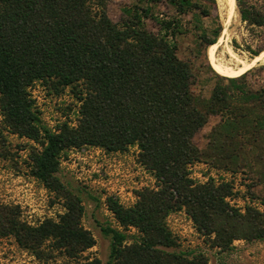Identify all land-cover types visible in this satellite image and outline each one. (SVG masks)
<instances>
[{"label": "trees", "instance_id": "16d2710c", "mask_svg": "<svg viewBox=\"0 0 264 264\" xmlns=\"http://www.w3.org/2000/svg\"><path fill=\"white\" fill-rule=\"evenodd\" d=\"M107 2L0 0L2 121L39 146L30 150L28 171L64 199L57 219L37 224L23 220L19 206L0 202V238L12 237L39 264H101L98 257L83 254L95 239L81 223V199L56 176L64 152L85 145L105 152L136 146L139 163L155 179L153 186L137 190L130 206L106 196L121 227H101L111 238L109 264H207L203 251L180 250L167 225V216L180 209L220 250L235 239L264 238V209L230 205L231 182L212 177L198 182L189 170L204 160L229 172L264 176V85L253 86L250 80L254 72L263 74L264 66L235 77L212 68L217 79L210 95L201 97L191 88L189 63L177 55L171 22L152 16L151 6L124 7L121 21L114 22ZM169 2L179 14L195 7L192 0ZM151 16L162 33L146 27L143 18ZM241 17L260 21L243 11ZM215 22L207 45L221 33L218 15ZM36 81L54 93L70 89L79 102L75 124L62 121L51 130L43 123L29 91ZM210 116L219 121L200 149L193 137ZM131 227L137 234L128 233Z\"/></svg>", "mask_w": 264, "mask_h": 264}, {"label": "rangeland", "instance_id": "374dc122", "mask_svg": "<svg viewBox=\"0 0 264 264\" xmlns=\"http://www.w3.org/2000/svg\"><path fill=\"white\" fill-rule=\"evenodd\" d=\"M192 1L195 7L179 14L169 0H108L107 13L112 21L119 23L124 7L151 6L152 16L171 22L175 28L177 55L187 61L191 68V88L195 94L207 98L217 79L207 51L211 45H207V41L212 38V30L216 26V15L222 24L221 33L214 42L217 43L216 58L223 63L235 65L231 53L239 58H251L255 52L264 49V0H235L236 13L227 24L223 23L222 1L215 0L216 8H213L212 0ZM208 8L211 10L209 16L201 11ZM241 11L250 15V18L260 20L259 23L244 21ZM152 16L143 18L146 27L156 34L162 33L159 23ZM260 65L264 66V61L252 68ZM250 80L253 86L264 85V73L259 77L257 73H252ZM29 91L48 128L55 130L62 121L76 123L79 102L68 87L54 93L49 86L36 81ZM218 121V116H210L195 133L193 141L200 149L206 148V136ZM32 147L39 146L26 137L10 132L4 126L0 114V202L19 206L21 218L30 224H37L44 218L57 219L64 211V199L29 173ZM137 151L136 146L124 152H105L91 145L71 148L62 155L56 172L64 189L81 199V223L91 231L95 239V244L83 254L98 257L101 264H109L111 241L110 236L101 231V227L121 229L106 205V196L118 199L124 206H130L136 200L137 190L153 186L155 182L152 174L139 163ZM189 170L191 178L198 182L207 181L210 177L215 181L231 182L234 193L227 198L230 205L241 210L245 205L264 209V176H252L249 172L241 171L229 172L204 160L193 162ZM166 222L179 239V249L203 251L208 259L207 264H264V238L235 239L228 249L220 250L211 246L196 230L184 209L171 212ZM128 233L137 234V231L131 227ZM0 264L39 263L12 237H1Z\"/></svg>", "mask_w": 264, "mask_h": 264}, {"label": "bare ground", "instance_id": "6f19581e", "mask_svg": "<svg viewBox=\"0 0 264 264\" xmlns=\"http://www.w3.org/2000/svg\"><path fill=\"white\" fill-rule=\"evenodd\" d=\"M219 1H222L220 4L223 3L224 5L223 23L227 24L229 21H232L235 16V13H236L235 12L236 11L235 10V0H219ZM216 46H217V43L211 44L208 47L207 51H208V55L210 56V63H211L212 68L217 73L223 76H229V77L239 76L245 71L251 69L258 62L264 61V49H263L251 58H239L235 56L234 53H231L236 64L230 65L227 63H223L218 58H216V55H215Z\"/></svg>", "mask_w": 264, "mask_h": 264}]
</instances>
